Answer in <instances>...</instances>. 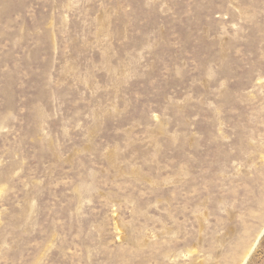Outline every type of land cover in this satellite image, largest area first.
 <instances>
[{
  "label": "rangeland",
  "instance_id": "1",
  "mask_svg": "<svg viewBox=\"0 0 264 264\" xmlns=\"http://www.w3.org/2000/svg\"><path fill=\"white\" fill-rule=\"evenodd\" d=\"M0 264H264V0H0Z\"/></svg>",
  "mask_w": 264,
  "mask_h": 264
}]
</instances>
